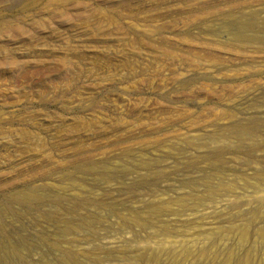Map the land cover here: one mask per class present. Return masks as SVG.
<instances>
[{
	"label": "rangeland",
	"instance_id": "obj_1",
	"mask_svg": "<svg viewBox=\"0 0 264 264\" xmlns=\"http://www.w3.org/2000/svg\"><path fill=\"white\" fill-rule=\"evenodd\" d=\"M0 264H264V0H0Z\"/></svg>",
	"mask_w": 264,
	"mask_h": 264
}]
</instances>
